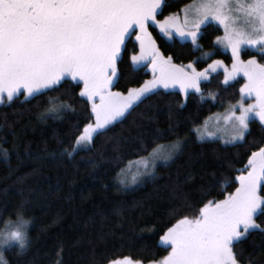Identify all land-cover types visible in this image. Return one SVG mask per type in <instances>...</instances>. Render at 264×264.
Segmentation results:
<instances>
[{
  "label": "trees",
  "instance_id": "trees-1",
  "mask_svg": "<svg viewBox=\"0 0 264 264\" xmlns=\"http://www.w3.org/2000/svg\"><path fill=\"white\" fill-rule=\"evenodd\" d=\"M191 1L169 0L172 6L164 16ZM149 31L160 50L178 65L193 63L203 71L216 60H222L223 67L231 63L227 52L213 48L222 32L217 25L198 41L199 47L176 36L167 38L153 26ZM125 43L124 63H118L120 78L113 90L126 95L128 89L150 80L152 72L131 65L139 43L133 37ZM262 55L248 49L242 58L255 56L264 63ZM223 79V70L210 72L201 81V92H191L187 98L179 88L155 90L157 94L99 130L91 145L78 152H73L75 141L92 122L89 101L79 96L78 82L69 79L57 92L28 98L31 102L19 96L0 104V238L14 230L18 215L30 220L26 229L30 247L22 250L17 242L7 243L0 247V264H109L125 258L149 264L165 257L170 247L160 238L167 228L183 216L199 215L208 201L233 193L238 186L235 177L251 153L264 147V125L255 119L244 141L196 139L195 127L240 98L243 78L232 81V87L223 85ZM65 89L69 95L62 99L75 111L42 118L50 107L47 97L59 96ZM177 142H183L180 149L169 162L156 164L152 176L127 189L120 186L131 162ZM227 178L231 182L226 185ZM259 194L264 196V191ZM173 209L178 211L173 214ZM257 223L264 224V216ZM237 248L244 250L239 264L251 260L264 264V237L259 231Z\"/></svg>",
  "mask_w": 264,
  "mask_h": 264
},
{
  "label": "snow or ice",
  "instance_id": "snow-or-ice-1",
  "mask_svg": "<svg viewBox=\"0 0 264 264\" xmlns=\"http://www.w3.org/2000/svg\"><path fill=\"white\" fill-rule=\"evenodd\" d=\"M171 6L169 0H0V104L19 95H25L28 102V98L47 96L48 91L63 88L69 78L82 82L79 96L91 102L95 122L76 139L73 152H78L91 145L99 130L157 94L155 90L178 87L187 98L191 92L200 93L201 81L223 66L222 60H216L198 71L193 63H174L173 57L157 46L150 27L155 26L169 38L175 33L190 39L199 47L198 41L219 25L224 36L216 38L213 48L219 44L229 49L232 59L230 70L223 67L222 83L232 87L231 82H238L236 78L241 75L246 80L239 89L240 101L230 106L226 117L234 129L225 143L244 141L250 122L258 119L264 124V63L255 56L241 59L248 49L264 54V0H193L179 12L164 16V10ZM131 34L139 43V53L131 56V65L137 69L150 65L152 79L128 89L125 95L112 88L119 81L118 63H124L121 52H126V37ZM216 54H220L218 49ZM68 95L65 89L59 96H48L50 107L42 118L48 113L74 112L73 105L62 99ZM245 98H254L255 103L246 104ZM193 132L201 140L216 136L199 128ZM182 143L172 145L173 149L179 150ZM148 157L153 169L157 160L171 159L156 155L155 149ZM145 168L141 175L152 176L147 171V158ZM240 171L234 193L208 201L199 215L183 216L167 228L160 241L171 251L157 264H239L244 250L237 246L243 239L254 231L264 237V224L257 223L258 217L264 216V196L259 194L264 191V147L252 152ZM137 182L134 176L132 183ZM230 182L231 178L225 180L226 185ZM119 183L124 189L129 187L124 180ZM177 211L172 210L173 214ZM7 240L16 241L22 250L30 247L29 237L18 229L10 231ZM110 264L133 262L125 258ZM251 264L257 262L251 260Z\"/></svg>",
  "mask_w": 264,
  "mask_h": 264
},
{
  "label": "rangeland",
  "instance_id": "rangeland-1",
  "mask_svg": "<svg viewBox=\"0 0 264 264\" xmlns=\"http://www.w3.org/2000/svg\"><path fill=\"white\" fill-rule=\"evenodd\" d=\"M193 3V0L189 3V4H187V5H190V4H192ZM187 5H185V6H187ZM184 6V7H185ZM183 7V8H184ZM182 9V8H181ZM168 15H170V14H168ZM168 15H166V16H168ZM183 14L181 13V16H182ZM160 19H163V17L162 18H160ZM241 24H242V21L240 22ZM217 26H219V25H217ZM153 27H155V26H153ZM220 27V29H221V34L219 35L220 37H223L224 36V30H223V28L221 27V26H219ZM157 30L159 31V29L157 28ZM173 36H176V37H178V39H180V40H188V41H190L191 42V40L190 39H184V38H182V37H180L179 35H177V34H173ZM167 38H169V37H167ZM217 38V37H216ZM216 38H215V40H214V42L216 41ZM134 39H135V37H134ZM194 45V44H193ZM195 46V45H194ZM217 47H219L222 51H224V52H227L230 56H231V52H230V50L229 49H226V48H224L222 45H216ZM249 50H255V49H249ZM139 53V51L138 52H136L135 54H133V55H136V54H138ZM241 59L242 60H244L243 58H242V55H241ZM244 61H246V60H244ZM145 63H147V62H145ZM231 64H232V59H231V63H230V65H227V68L230 70L231 69ZM134 67H136V66H134ZM219 69H221V70H223V66L221 67V68H219ZM147 70H150L151 71V68H150V65L147 67ZM238 77H242V75L241 76H238ZM237 77V78H238ZM243 78V77H242ZM151 79H152V77H151ZM150 79V80H151ZM244 83H246V80L243 78V81H242V83H241V86H240V88L243 86V84ZM83 88V84H82V82H81V89ZM176 88H178V87H176ZM112 91H114V92H116L115 90H113L112 89ZM240 99H241V96H240V98L235 102V103H231V104H228L227 106H225L224 108H223V110L222 111H219V112H216V113H213V114H211L201 125H198L197 127H195L194 129H196V128H199L201 131H206V132H213V133H216V136H214V137H207V136H205L204 137V139L203 140H201V139H199V138H197V135L195 134V136H196V139L198 140V141H205V140H219V141H221L222 143H225V140L226 139H228L229 138V136L233 133V129H234V124H233V122L232 121H230V120H227L226 119V117L229 115V112H230V106L231 105H233V104H237V102L238 101H240ZM97 103H99V101H98V99H97V101H96ZM245 103L246 104H251V103H255V100H254V98H252V99H249V98H245ZM89 104H90V108H91V102L89 101ZM255 120H257V121H259L258 119H255ZM94 122H95V117H94V115L92 114V122L90 123V124H94ZM88 125V124H87ZM86 125V126H87ZM264 125V124H263ZM85 126V127H86ZM84 127V128H85ZM84 128H83V130H82V132L80 133V135L84 132ZM79 135V136H80ZM78 136V137H79ZM77 137V138H78ZM241 142V141H240ZM225 144H230V143H225ZM172 145H174V144H172ZM172 145H168V146H166V147H162V146H159V147H157L155 150H156V155H158V156H161V157H167V156H171V159L173 158V156L177 153V151L178 150H175V149H173V147H172ZM76 146V141H75V145H74V147ZM87 147V146H86ZM85 147V148H86ZM147 158V171H150V172H152L153 173V171H154V169L152 168V158L151 157H146ZM171 159H168V160H166V161H161V160H157L156 161V164H158V163H165V162H169ZM153 170V171H152ZM146 171V168H145V158L144 159H139V160H135V161H133V162H131L129 165H128V168L125 170V172L122 174V180H124L129 186H134V185H137L138 183H140L141 181H143L145 178H148V177H150V176H144V175H141L142 173H144ZM243 174H246V172L245 173H243ZM134 176H136L137 177V183H135V184H133L132 183V178L134 177ZM237 187H239V181H238V186ZM236 190V189H235ZM235 192V191H234ZM233 192V193H234ZM17 226V225H16ZM16 226L14 227V230H15V228H16ZM11 231V230H10ZM5 237H7V236H2L1 238H5ZM12 242H16V241H11V242H9V243H12ZM171 251V248H169V252ZM168 252V253H169ZM168 253H167V255H168ZM166 255V256H167ZM165 256V257H166ZM164 258V257H163ZM163 258H161L159 261H161ZM159 261H157V262H159ZM157 262H153V263H149V264H157ZM110 264V263H109ZM133 264H137V263H135V262H133Z\"/></svg>",
  "mask_w": 264,
  "mask_h": 264
},
{
  "label": "clouds",
  "instance_id": "clouds-1",
  "mask_svg": "<svg viewBox=\"0 0 264 264\" xmlns=\"http://www.w3.org/2000/svg\"><path fill=\"white\" fill-rule=\"evenodd\" d=\"M30 224V220H28L27 218H24L21 215H18V219H17V226L15 229L20 230L23 234L27 235V226ZM11 241L7 240V237L5 238H0V247L5 246L7 243H9Z\"/></svg>",
  "mask_w": 264,
  "mask_h": 264
},
{
  "label": "flooded vegetation",
  "instance_id": "flooded-vegetation-1",
  "mask_svg": "<svg viewBox=\"0 0 264 264\" xmlns=\"http://www.w3.org/2000/svg\"><path fill=\"white\" fill-rule=\"evenodd\" d=\"M129 37H135V34H131V35H129L128 37H126V40L129 38ZM126 42V41H125ZM70 79V78H69ZM75 82H77V81H75ZM79 84L81 85V82H79ZM113 89V88H112ZM21 92L23 93V89H21ZM19 96H22V97H25V95H19ZM7 100L5 99V102H6Z\"/></svg>",
  "mask_w": 264,
  "mask_h": 264
}]
</instances>
